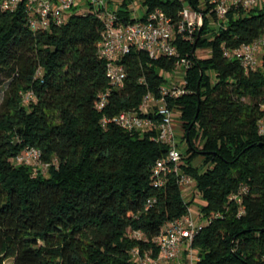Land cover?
<instances>
[{
	"label": "trees",
	"instance_id": "obj_1",
	"mask_svg": "<svg viewBox=\"0 0 264 264\" xmlns=\"http://www.w3.org/2000/svg\"><path fill=\"white\" fill-rule=\"evenodd\" d=\"M3 1L0 85L3 76L8 85L0 104V264L9 258L14 264H139L135 249L157 257V237L189 212L193 199L175 174L165 187L153 185L152 167L169 151L152 138L156 130L130 132L101 120L138 109L148 91L167 83L177 58L133 49L123 58L124 87L99 111V95L110 87L98 50L103 21L75 9L64 24L33 30L24 2L12 12ZM130 2L119 7L125 23L135 21ZM187 4L205 19L199 39H176L192 65L188 93L170 105L181 113L188 142L183 171L207 202L193 242L198 264H264V55L247 71L223 54V47L264 33V6L232 9L220 20L207 0H143L147 11L162 8L174 21ZM202 49L210 53L201 57ZM29 92L34 97L26 102ZM27 147L40 150L46 173L17 163ZM244 186L241 201L232 198ZM150 198L156 201L147 208Z\"/></svg>",
	"mask_w": 264,
	"mask_h": 264
},
{
	"label": "built area",
	"instance_id": "obj_2",
	"mask_svg": "<svg viewBox=\"0 0 264 264\" xmlns=\"http://www.w3.org/2000/svg\"><path fill=\"white\" fill-rule=\"evenodd\" d=\"M24 2L29 17V24L33 30H47L52 24L62 25L76 9L81 13H94L104 23L102 38L98 43L99 56L107 61V75L110 87L101 92L97 109L103 110L113 91L124 87L127 78V68L123 58L133 49L144 51L151 58L161 56L176 57L175 69L179 70L174 76L166 73L168 81L158 92L148 91L138 109L123 110L113 116L104 115L102 124L107 127L113 123L130 132H149L156 130L152 138L169 145L166 156L158 159L152 167L153 185L163 188L171 174L177 176V181L186 192L194 184L192 176L183 171V147L178 142L175 125L176 110L170 105L179 97L188 93L187 70L192 65L188 55H182L176 39L179 35L183 40L194 42L197 33L204 24L205 13L191 5H184L178 21H174L162 8L147 11L143 0H131L129 10L135 21L125 23L119 14V7L123 0H4L2 8L8 11L17 10ZM212 6L218 19L223 20L232 9L250 10L256 6H264V0H207ZM89 6V8H85ZM223 54L228 59L239 60L245 69H257L264 55V33L249 43L237 47H223ZM180 78L173 79L176 75ZM179 79V80H178ZM144 82V79L140 80ZM34 97L32 92L25 95L28 102ZM263 115L259 120V133L264 136V104ZM19 164L32 165L43 172H47L49 164L42 162L39 149L27 147L16 157ZM40 166V168H38ZM247 187H242L238 195L232 198L241 201V193ZM185 194V193H184ZM155 198L147 201V208L155 203ZM200 228L191 208L189 212L165 225L162 233L157 237L159 255L153 257L150 251L142 254L139 249L133 251L134 258L139 264H198L200 257L193 247L194 239ZM135 237H143L142 232H134Z\"/></svg>",
	"mask_w": 264,
	"mask_h": 264
},
{
	"label": "rangeland",
	"instance_id": "obj_3",
	"mask_svg": "<svg viewBox=\"0 0 264 264\" xmlns=\"http://www.w3.org/2000/svg\"><path fill=\"white\" fill-rule=\"evenodd\" d=\"M86 9L89 8V6L85 7ZM210 53V50H199L198 51V55L201 57H206L208 54ZM260 62H261V58H260ZM178 72H180V68L179 70L174 69L170 75L174 76L175 74H177ZM5 80V83L3 85H0V104L2 103L4 96H5V90L7 88L8 85V80L6 78V76L2 77ZM180 78V75H176L175 77H173V79ZM179 80V79H178ZM181 113L177 112L175 115V125H176V131H177V136H178V142L182 145V149L185 151L187 146H188V142L184 137V133L185 131L182 129V121L180 118ZM196 164H200L201 163V159L198 158L197 160H195ZM40 168V166L38 167ZM185 193V197L186 199L189 201H191V211L193 212L195 218L199 221L200 220V216H201V210L202 207L207 203L206 200L199 194L197 193V191L195 190V186L194 184L190 187V189ZM206 221V220H204ZM4 264H14V259L13 258H9L7 259Z\"/></svg>",
	"mask_w": 264,
	"mask_h": 264
},
{
	"label": "water",
	"instance_id": "obj_4",
	"mask_svg": "<svg viewBox=\"0 0 264 264\" xmlns=\"http://www.w3.org/2000/svg\"><path fill=\"white\" fill-rule=\"evenodd\" d=\"M201 30H202V27H201V29H200V32H199V35H198L197 39H199V37H200V34H201Z\"/></svg>",
	"mask_w": 264,
	"mask_h": 264
}]
</instances>
